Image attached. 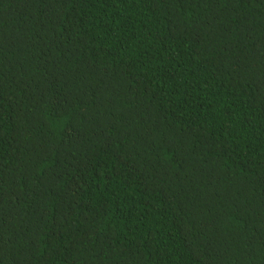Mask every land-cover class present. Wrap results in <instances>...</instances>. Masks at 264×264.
Here are the masks:
<instances>
[{"label":"trees","instance_id":"trees-1","mask_svg":"<svg viewBox=\"0 0 264 264\" xmlns=\"http://www.w3.org/2000/svg\"><path fill=\"white\" fill-rule=\"evenodd\" d=\"M0 264H264V0H0Z\"/></svg>","mask_w":264,"mask_h":264}]
</instances>
